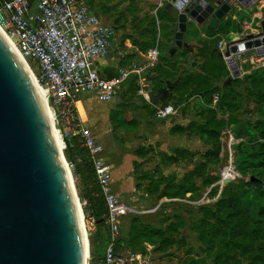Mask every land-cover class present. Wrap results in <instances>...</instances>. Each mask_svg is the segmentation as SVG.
I'll use <instances>...</instances> for the list:
<instances>
[{"label":"rangeland","instance_id":"rangeland-1","mask_svg":"<svg viewBox=\"0 0 264 264\" xmlns=\"http://www.w3.org/2000/svg\"><path fill=\"white\" fill-rule=\"evenodd\" d=\"M137 4L154 5L148 0H93L94 11L100 15L104 23L115 30L112 40L114 57L120 56L121 53L126 54L125 51L133 48L137 53L136 57L141 58L140 44L148 42L143 39L144 36L150 38L149 42L153 39L151 35L155 26L152 24L155 21L153 16H149L151 31L142 30L139 33L133 31L134 24L138 22L135 18L138 11ZM189 27L193 34L192 30H196L195 26L189 25ZM132 31L138 37L130 35ZM237 61L239 65L242 62L241 58ZM215 62L212 55L200 51L196 56L191 57L188 66L177 63V68L172 69L176 79H173L175 77L173 74L172 76L168 74L170 78H167V72L162 75L160 80L175 82L170 92L172 104L177 109L174 114L165 118L156 114L155 104L147 103L143 94L144 89L136 79L132 78L131 81L122 83L117 88L116 95L120 102L124 101L127 104L129 118L140 121L135 131L120 126L110 119L111 109L109 108L115 99L103 100L86 91L81 94L79 108L82 117L104 148L103 157L110 165L112 186L126 204L138 210L128 214L122 223V253L126 259L132 253L137 254L134 260L124 264H216V255L220 252L228 256L231 264H264V251H261L257 245L253 251L246 254L238 249L223 248V237L214 232L201 212V206L212 204L218 198L232 192L238 193L243 205L250 202L255 208L261 203L257 191L242 190L241 192L237 189L242 178L240 169L250 165L246 156H237V147L246 141L244 125L247 120L256 122L255 114L250 111L252 108L254 110L256 104L252 100L253 97H249L245 85L234 86L244 94L245 105L240 106L234 113L239 120L235 118L237 121L231 122L233 113H230L225 106H218L221 95L231 96L225 88V85L230 83H227V80L224 81V78L215 80L218 76L213 79V76L220 72L216 68L209 72ZM28 63L34 73H38V64L35 61H28ZM225 64L227 66L228 63L225 62ZM116 68L117 66L108 73L116 72ZM230 73L226 75L227 78L231 75ZM190 74L199 76L190 81L187 91L195 90L201 85L217 86L211 102L201 99L202 97L196 94L189 96L183 88L178 91L175 89L181 79L184 76L189 77ZM208 77L210 80L206 81ZM156 104L162 106L166 104V101ZM84 114H87L86 119ZM211 116H215L222 122L218 143L202 134V124ZM231 134L233 140L227 142ZM217 148L219 149L218 160L206 162L201 154L209 149ZM184 149L198 153L185 156ZM136 150L142 154L141 157L135 154ZM134 160L141 162L139 174L134 172ZM200 166L203 169L198 171ZM257 171L258 169L251 171L247 168L246 179L252 175L255 176ZM145 173H149L150 176L144 177ZM190 173H192L195 189L180 198L162 196V189L167 181L156 188L162 176L174 175L176 182L179 183ZM223 173L225 180L230 179L228 182L222 180ZM73 183L79 197L74 176ZM135 217L140 218L149 227L165 230L168 245L154 246L137 238L132 232V220ZM90 238L88 235L91 256L93 248H91Z\"/></svg>","mask_w":264,"mask_h":264},{"label":"water","instance_id":"water-1","mask_svg":"<svg viewBox=\"0 0 264 264\" xmlns=\"http://www.w3.org/2000/svg\"><path fill=\"white\" fill-rule=\"evenodd\" d=\"M262 1L167 0V8L178 10L177 30L167 54L173 56L188 45L184 36L191 21L198 25L208 21L211 29H217L234 6H241L236 24L242 27L244 18L258 17L252 13L264 7ZM262 13L248 29L242 27L227 40L221 52L231 70L227 83L241 76L237 58L252 52L264 55ZM147 77L150 102H170L175 82L165 81L154 91L153 78ZM53 123L36 79L0 28V264L90 262L82 203Z\"/></svg>","mask_w":264,"mask_h":264},{"label":"built area","instance_id":"built-area-1","mask_svg":"<svg viewBox=\"0 0 264 264\" xmlns=\"http://www.w3.org/2000/svg\"><path fill=\"white\" fill-rule=\"evenodd\" d=\"M92 0H0V27L16 43L27 61L38 64L35 73L38 84L47 91L54 125L59 130L66 146L64 135L74 132L88 150L89 161L95 173V182L102 194L107 211L103 215L109 228L103 264H124L134 260L137 254L125 258L118 251L124 218L137 212L126 204L114 190L111 183L110 165L103 157V146L97 141L91 129L86 126L79 114L77 100L80 92H93L103 100L111 99L117 88L132 75L142 86L143 94L150 100L148 75L153 78L154 69L159 63L158 46L144 51L142 59H133L120 67L112 76L100 73L99 60L107 57L113 48L115 30L104 23L93 10ZM243 20V26L253 24ZM227 42V41H226ZM226 42L219 41L218 48L224 51ZM264 59V55L261 56ZM177 111L171 103L157 106L156 114L165 118ZM233 140V135L227 142ZM81 161V158H77ZM70 168L72 164L68 162ZM222 180H225L224 173ZM82 207H83V202ZM86 230L96 228L94 216L86 217L83 210Z\"/></svg>","mask_w":264,"mask_h":264},{"label":"trees","instance_id":"trees-1","mask_svg":"<svg viewBox=\"0 0 264 264\" xmlns=\"http://www.w3.org/2000/svg\"><path fill=\"white\" fill-rule=\"evenodd\" d=\"M91 4L93 5V0L91 1ZM166 12L167 11L163 8L158 12V16L161 18ZM146 17H149V15L146 14L142 18H138L140 19L139 21H142V19H145ZM176 19L177 17L175 20ZM190 25L193 26V23H190ZM232 30H242V27L237 26L236 21L232 16H226L222 18L217 29H210L209 26L204 27V31L213 39L208 50L206 51V47H204L201 49V51H203L205 54L212 55L213 59L216 61L210 67L209 72H212L211 70H214L213 68H216L217 71H220L215 76H213V79L218 76V78L215 79L217 81L223 78L224 81L227 80L226 75L230 73L222 54L218 50L217 46L221 37L217 36V34L225 35ZM175 31L176 28L173 30V32L175 33ZM153 45V42L141 43L140 50L145 51ZM167 48H162L159 52L161 62L154 69L156 72V74L153 75L154 84H156V81L159 82L162 75H165L166 72L167 78H170L168 74L171 76L172 74L174 75L172 69L177 68L176 65L179 62V57H183L187 54H190L191 57L197 55L191 54L192 49L190 43L178 51L174 57L167 54ZM135 55H137L136 52L124 55L121 58L122 62L120 63L119 68L126 66L128 62L133 57H135ZM114 74H116V72L107 76L109 77ZM198 76L199 75L197 74H190L189 77L186 76L187 78L184 76L175 89L178 91L179 89L183 88L185 93L189 96L198 93L203 97V99H206L207 102H211V97L216 92L217 86L201 85L195 90L187 91L188 85L191 83L190 81H192L193 78H198ZM132 78L136 79V75H132L128 81H131ZM176 78L177 77L175 76L173 79ZM205 80L208 81L210 78L208 77ZM163 83L164 80H160L158 86L162 85ZM237 85H245L246 90H248L249 97H253L252 100L256 104L254 110L253 108L250 109V111L255 114L254 119L256 122L254 123L251 120H247L246 124L244 125V134L247 138L245 142L238 145L237 156H246V158L249 159L250 165H248L247 168L251 171L258 169L255 175L257 179L252 180L251 177L246 179L247 168L242 167L240 169L242 178L240 183L237 185V189L241 192L242 190L257 191V195L260 198L261 203L255 208L250 202L246 205H243L238 193L232 192L226 196L218 198L212 204L201 206V212L207 220V224L214 230V232L223 237V248L238 249L241 253L246 254L253 251L256 245L261 248V251H264V68H257L249 74L244 75L243 78L237 77L233 79L230 84L225 85V88H227L229 94L232 97H228L227 94L226 96L221 95L218 106H225L228 108L227 110H229L230 113H233L231 122H236L239 120L238 117H235L234 113L240 108V106L245 105L244 94H242L241 90L234 88V86ZM126 109L127 104L124 101L118 103L116 108L111 110L110 119L120 126L127 127L131 130H136L139 126V120L136 118H129ZM235 118L237 120H235ZM202 126V134L213 142L218 143L221 136L222 122L219 119H216L215 116H211V118L206 120ZM78 139V135L76 134H65L64 140L66 146L64 148V153L68 162L72 164L71 170L75 177V181L77 182L79 197L81 202H84V213L86 217L94 216L96 220L95 229H97L98 233V245L96 248H94L91 244V248L93 249H91L89 264H103L104 249L107 242L109 241L110 233L103 217L107 211V207L103 195L98 194L99 187L94 180L92 164L87 160L83 149L79 145ZM197 153L198 152L191 151L189 149L183 150V154L185 156H192L196 155ZM135 154L139 157L142 156L138 150L135 151ZM201 155L206 159V162H215L218 160L219 149H209ZM77 156H81V161L77 160ZM202 166L199 167L198 171L203 169ZM133 168L135 174H139L141 171V162L134 160ZM83 170L88 172L87 177L89 178V181L85 180L84 184L86 183V186L83 190H81L78 184V179L80 178V175L82 177L84 173ZM149 176V173L144 174V177ZM164 181L167 182L164 184L162 189V196L169 198H180L186 195L188 192H193L195 189V183L192 180V173L186 175L185 179L179 183L176 182L174 175L162 176L158 180L156 188L160 186V184L162 185ZM132 232L136 234L137 238L150 245H159L161 247H166L168 245V238L165 235V230L162 228L149 227L145 225L140 220V218H133ZM90 235L91 234L89 233V236ZM122 244L123 242L120 234L116 248L118 251H122ZM216 264L231 263L228 256L225 253L220 252L216 255Z\"/></svg>","mask_w":264,"mask_h":264},{"label":"crops","instance_id":"crops-1","mask_svg":"<svg viewBox=\"0 0 264 264\" xmlns=\"http://www.w3.org/2000/svg\"><path fill=\"white\" fill-rule=\"evenodd\" d=\"M149 2H151V4L153 3L154 5H145V6H141L140 4H137V8H138V11H137V13L135 14V18L138 20V22L136 21V23L134 24V26H133V31L134 32H138L139 33V31H142V30H144L145 32H149V31H151L150 30V27H151V25H150V19H149V17H146L145 19H142V21H139L140 19L139 18H142L144 15H149V16H153V17H155V21H153V25H155V26H153V33L151 34L152 36H153V39L152 40H150V42H153L154 43V45L152 46V47H154V46H158V49H159V52H160V50L162 49V48H167V51H168V49H169V47L173 44V42H174V37H175V33H176V31H175V33L173 32V30L176 28V30H177V24H178V10L176 9V8H174V7H172V8H167L166 7V3H167V0H148ZM262 5H264V0L262 1V3H261V6ZM93 7V10H94V5H92ZM241 6H234L233 7V10L231 11V12H229V13H227V15L226 16H232L233 17V19L236 21V23H237V10H238V8H240ZM165 9L167 12L164 14V16L163 17H159L158 16V12L160 11V10H162V9ZM141 9V10H140ZM263 10H264V7H262V8H259L258 10H256V9H254L253 10V13H252V17L253 16H258V17H256L255 18V20H258L259 18H261L262 16H263ZM139 11H140V13H139ZM95 12V11H94ZM96 13V12H95ZM97 14V13H96ZM98 15V14H97ZM99 17H100V15H98ZM139 17V18H138ZM177 17V19L175 20V18ZM244 19H246V18H244ZM248 19H250V18H248ZM190 23H193V26H195V28H196V30H192L193 31V34H192V32H191V30L189 29L190 27L188 26V29H187V31L185 32V36H184V40L187 42V43H190L191 44V49H192V53L191 54H197L198 52H200L201 51V49H203L204 47H206V51L208 50V48L210 47V45H211V43H212V37H210L205 31H204V27L205 26H209V22L207 21V22H205L204 24H200V25H198L197 23H195V22H193V21H191ZM190 23H189V25H190ZM243 21L241 22V25H242V27L243 28H245V29H248L249 27H244L243 26ZM191 26V25H190ZM254 26V25H253ZM210 28V27H209ZM211 29V28H210ZM128 32L130 35H133V36H135V37H138L137 36V34H135L134 32ZM150 34V33H149ZM234 34V35H233ZM217 36H220L221 37V39H220V41L221 40H224L225 42L227 41V40H229L230 38H232V37H234V36H237V33H236V31H234V30H232V31H230L228 34H225V35H221V34H217ZM172 38H173V40H172ZM144 40H146V41H148L149 42V37L148 36H144V38H143ZM183 47H185V46H183ZM183 47H181V48H178V50H177V52L178 51H180ZM218 47V46H217ZM113 48H114V46H113ZM113 48H112V50H111V52H110V54L107 56V57H105V58H102L101 60H99V62L97 63L98 65H99V70H100V73L102 74V75H104V76H107V75H109V74H111V73H108L109 71H112V68H114V67H116L117 66V70H116V73L118 72V69H119V66H120V63L122 62L121 61V58L124 56V55H126V54H128V53H134V50L135 49H133V48H131V49H129V51H125L126 52V54H123V53H121V55L120 56H118V57H114V54H113ZM151 48V47H150ZM133 49V50H132ZM136 49H138V47L136 48ZM218 50L220 51V53H221V50L218 48ZM137 51V50H136ZM141 51V50H140ZM146 51V50H145ZM176 52V53H177ZM143 53H144V51H141V55L143 56ZM176 53H175V55H176ZM175 55H173V57L175 56ZM137 55H135V57H133L129 62H131L133 59H142V56H141V58H139V57H136ZM170 56V55H169ZM223 56V55H222ZM194 57V56H193ZM111 58H113V59H111ZM223 58H224V56H223ZM241 58V60H242V62L240 63V65H239V62H238V66H239V69H240V71H241V76H238V77H241V78H243L244 77V75H247V74H249L250 72H252V71H254V70H256L257 68H264V59H261L262 57L261 56H258V55H256V54H254V52H252V54H250V55H248V56H242V57H240ZM191 60V56H190V54H187V55H185V56H183V57H179V64H184L185 66H188L190 63H189V61ZM237 60H238V58H237ZM117 61H118V63H117ZM224 61L227 63V61H226V59L224 58ZM128 62V63H129ZM161 62V59H160V53H159V63ZM158 63V64H159ZM157 64V65H158ZM227 68L229 69V71L231 72V70H230V68H229V65L227 64ZM174 73V72H173ZM156 74V72H155V70H154V73H153V75H155ZM231 74V73H230ZM230 76V75H229ZM182 77V76H181ZM236 78V77H235ZM235 78H233V79H235ZM232 79V80H233ZM129 80V79H128ZM128 80H126V81H128ZM231 80V81H232ZM126 81H124V82H126ZM123 82V83H124ZM158 84H159V82H157L156 81V84H155V86H154V91H156L157 89H158V87H160V86H162V85H160V86H158ZM176 87V86H175ZM84 92V91H83ZM83 92H80V94H79V97H78V100H77V107H78V110H79V114H80V116H81V118H82V120H83V122H84V124L86 125V126H88L89 127V125L85 122V120L83 119V117H82V114H81V111H80V108H79V103H80V98H81V94L83 93ZM87 92V91H86ZM89 94H92V95H96L95 93H93V92H88ZM196 95L197 96H199V97H202L200 94H198V93H196ZM192 96H194V94L192 95ZM96 97H97V95H96ZM145 97V96H144ZM85 98V97H84ZM87 99V98H86ZM88 99H90V98H88ZM115 99V100H114ZM146 99V98H145ZM201 99H203V97L201 98ZM110 100H114L113 101V105L109 108V109H114V108H116L115 106H117V104L118 103H120V100H118V98H117V95L115 94L111 99H109V100H107V101H110ZM147 101L149 102V103H151L150 102V100H148L147 99ZM167 103H173L172 102V100L170 101V102H168V101H166V104ZM83 104V103H82ZM152 104V103H151ZM156 106H159V105H157V104H155ZM161 106V105H160ZM163 106V105H162ZM111 112V111H110ZM85 115H86V117H87V114H84V118H85ZM86 119V118H85ZM138 120V119H137ZM139 123H140V121H139ZM139 127V126H138ZM90 128V127H89ZM127 128V127H126ZM131 130V129H130ZM133 131H135V130H133ZM72 134H75L74 132H71ZM77 135V134H76ZM78 141H79V145H80V147L83 149V152L85 153V156H86V158H87V160L89 161V156H88V150L82 145V141H81V139H80V136H78ZM98 141V140H97ZM99 142V141H98ZM81 155V154H80ZM78 157H80L81 158V156H77V158ZM90 162V161H89ZM91 163V162H90ZM93 167V166H92ZM83 175H82V177H81V175H80V178L78 179L79 181H78V184H79V187H80V189L81 190H83L84 188H85V186H86V183L84 184V182H85V180L86 181H89L88 179V172L86 171V170H83ZM93 172H94V170H93ZM74 176V175H73ZM75 178V177H74ZM94 180H95V173H94ZM83 204H84V202H83ZM91 235H90V242H91V244H92V246L94 247V248H96L97 247V245H98V233H97V229H92V230H90V232H89Z\"/></svg>","mask_w":264,"mask_h":264},{"label":"bare ground","instance_id":"bare-ground-1","mask_svg":"<svg viewBox=\"0 0 264 264\" xmlns=\"http://www.w3.org/2000/svg\"><path fill=\"white\" fill-rule=\"evenodd\" d=\"M0 28H1V27H0ZM1 29H2V28H1ZM2 30H3V29H2ZM3 32L5 33L4 30H3ZM5 34H6V33H5ZM6 36H7V34H6ZM7 37H8V36H7ZM8 38H9V37H8ZM9 39H10V38H9ZM10 41L13 43V45H14V46L17 48V50L19 51V49H18L16 43L13 42L11 39H10ZM19 53L21 54V56L23 57V59H24L25 62L27 63V65H28L30 71L32 72L34 78L36 79L35 73H34V71L31 69V67H30V65H29V63H28V61L24 58V56L22 55V53H21L20 51H19ZM36 82H37V80H36ZM37 84H38V82H37ZM38 86H39V88H40V90H41V92H42V95H43V97H44V99H45V101H46V104H47V106H48V103H47V91H46L44 88H42L39 84H38ZM48 109H49V111H50L52 121L54 122V120H53V114H52V111H51V109H50L49 106H48ZM53 125H54V123H53ZM54 128H55V132H56V136H57V139H58V142H59L60 149L63 150V149H64V142H63L62 136H61L59 130L57 129V127H56L55 125H54ZM81 217H82V216H81ZM83 226H84V225H83ZM85 236H86V232H85ZM86 241H87V244H88L87 236H86Z\"/></svg>","mask_w":264,"mask_h":264}]
</instances>
